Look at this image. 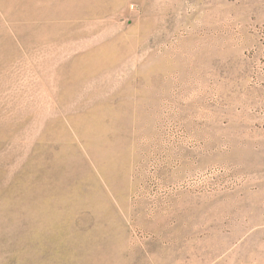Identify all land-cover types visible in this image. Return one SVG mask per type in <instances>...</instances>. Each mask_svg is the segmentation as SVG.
<instances>
[{
  "label": "rangeland",
  "instance_id": "374dc122",
  "mask_svg": "<svg viewBox=\"0 0 264 264\" xmlns=\"http://www.w3.org/2000/svg\"><path fill=\"white\" fill-rule=\"evenodd\" d=\"M0 264H264V0H0Z\"/></svg>",
  "mask_w": 264,
  "mask_h": 264
}]
</instances>
